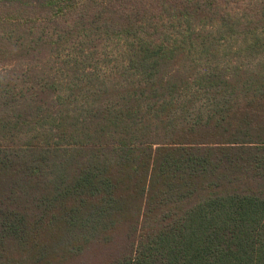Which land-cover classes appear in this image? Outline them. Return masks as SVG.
<instances>
[{"label":"trees","instance_id":"16d2710c","mask_svg":"<svg viewBox=\"0 0 264 264\" xmlns=\"http://www.w3.org/2000/svg\"><path fill=\"white\" fill-rule=\"evenodd\" d=\"M0 0V264H264V0Z\"/></svg>","mask_w":264,"mask_h":264},{"label":"rangeland","instance_id":"374dc122","mask_svg":"<svg viewBox=\"0 0 264 264\" xmlns=\"http://www.w3.org/2000/svg\"><path fill=\"white\" fill-rule=\"evenodd\" d=\"M249 1V0H248ZM251 2V1H249ZM235 6L239 7L245 5V2L238 1L234 3ZM242 8H247L243 6ZM105 255L102 254L100 249H98V252H91L89 254H86L84 257L80 259L81 264H104L105 262Z\"/></svg>","mask_w":264,"mask_h":264}]
</instances>
